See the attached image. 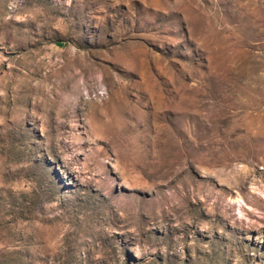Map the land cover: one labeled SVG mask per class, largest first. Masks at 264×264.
I'll use <instances>...</instances> for the list:
<instances>
[{"label": "rangeland", "instance_id": "1", "mask_svg": "<svg viewBox=\"0 0 264 264\" xmlns=\"http://www.w3.org/2000/svg\"><path fill=\"white\" fill-rule=\"evenodd\" d=\"M0 264H264V0H0Z\"/></svg>", "mask_w": 264, "mask_h": 264}]
</instances>
